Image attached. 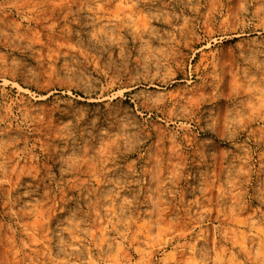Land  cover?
Wrapping results in <instances>:
<instances>
[{
    "label": "rangeland",
    "instance_id": "obj_1",
    "mask_svg": "<svg viewBox=\"0 0 264 264\" xmlns=\"http://www.w3.org/2000/svg\"><path fill=\"white\" fill-rule=\"evenodd\" d=\"M0 264H264V0H0Z\"/></svg>",
    "mask_w": 264,
    "mask_h": 264
}]
</instances>
